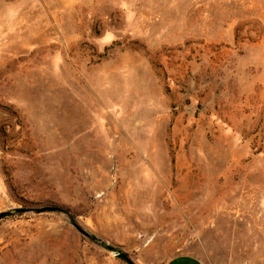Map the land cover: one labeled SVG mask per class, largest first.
Listing matches in <instances>:
<instances>
[{"label": "rangeland", "instance_id": "374dc122", "mask_svg": "<svg viewBox=\"0 0 264 264\" xmlns=\"http://www.w3.org/2000/svg\"><path fill=\"white\" fill-rule=\"evenodd\" d=\"M54 205L0 264H264V0H0V213Z\"/></svg>", "mask_w": 264, "mask_h": 264}, {"label": "water", "instance_id": "95a60500", "mask_svg": "<svg viewBox=\"0 0 264 264\" xmlns=\"http://www.w3.org/2000/svg\"><path fill=\"white\" fill-rule=\"evenodd\" d=\"M60 207L59 206H41V207H18V208H14L13 210H9V211H4L0 213V219L10 216L13 213H30V212H37V213H41V212H46V211H54V210H59ZM74 226L80 230L82 233L87 234V232H85L78 224H74ZM107 248L110 251H113L116 253V256L123 259L127 264H137L127 253H125L123 250L121 249H116L114 246L112 245H107Z\"/></svg>", "mask_w": 264, "mask_h": 264}, {"label": "crops", "instance_id": "0c3cea01", "mask_svg": "<svg viewBox=\"0 0 264 264\" xmlns=\"http://www.w3.org/2000/svg\"><path fill=\"white\" fill-rule=\"evenodd\" d=\"M165 264H204V263L192 255L180 254L170 258L168 261L165 262Z\"/></svg>", "mask_w": 264, "mask_h": 264}, {"label": "trees", "instance_id": "16d2710c", "mask_svg": "<svg viewBox=\"0 0 264 264\" xmlns=\"http://www.w3.org/2000/svg\"><path fill=\"white\" fill-rule=\"evenodd\" d=\"M59 210H61V208H60ZM59 210H54V211H59ZM41 213H42V212H41Z\"/></svg>", "mask_w": 264, "mask_h": 264}]
</instances>
